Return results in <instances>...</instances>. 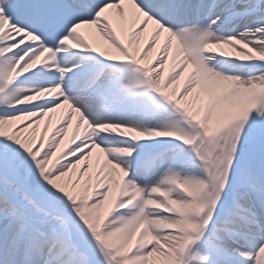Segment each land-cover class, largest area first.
Returning <instances> with one entry per match:
<instances>
[{
  "label": "snow or ice",
  "instance_id": "6c2138e0",
  "mask_svg": "<svg viewBox=\"0 0 264 264\" xmlns=\"http://www.w3.org/2000/svg\"><path fill=\"white\" fill-rule=\"evenodd\" d=\"M0 264H264V0H0Z\"/></svg>",
  "mask_w": 264,
  "mask_h": 264
}]
</instances>
